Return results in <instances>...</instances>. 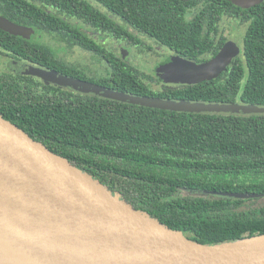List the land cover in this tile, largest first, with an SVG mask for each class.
<instances>
[{
    "label": "trees",
    "instance_id": "trees-1",
    "mask_svg": "<svg viewBox=\"0 0 264 264\" xmlns=\"http://www.w3.org/2000/svg\"><path fill=\"white\" fill-rule=\"evenodd\" d=\"M0 14L60 42L64 54L90 56L97 68L79 67L34 35L0 29L2 57L135 95L264 107V1L243 9L228 0H0ZM236 31L240 55L219 77L191 85H164L156 65L140 69L116 48L127 44L145 56L160 46L201 63ZM0 113L194 241L264 234V195L201 194H264V113L146 107L13 69L0 74Z\"/></svg>",
    "mask_w": 264,
    "mask_h": 264
},
{
    "label": "water",
    "instance_id": "water-1",
    "mask_svg": "<svg viewBox=\"0 0 264 264\" xmlns=\"http://www.w3.org/2000/svg\"><path fill=\"white\" fill-rule=\"evenodd\" d=\"M248 9L264 0H228ZM0 29L25 39L35 33L0 14ZM126 49H121L125 59ZM241 53L227 41L198 63L173 56L156 74L166 84H197L219 77ZM20 71L73 90L146 107L179 112L249 115L255 104L218 103L135 95L30 64ZM238 198L259 193L201 192ZM264 234L204 244L187 237L68 158L35 140L0 113V264H264Z\"/></svg>",
    "mask_w": 264,
    "mask_h": 264
},
{
    "label": "rangeland",
    "instance_id": "rangeland-1",
    "mask_svg": "<svg viewBox=\"0 0 264 264\" xmlns=\"http://www.w3.org/2000/svg\"><path fill=\"white\" fill-rule=\"evenodd\" d=\"M228 35V33H227ZM234 36V40H236L238 43L241 42L242 40V35L240 34V32L236 31L233 33ZM38 40L40 41H46L47 43H50L52 47L56 48L59 53H61V55H63L64 57H66L67 60L74 62L76 64H78L79 67L81 68H88V69H93L97 68V66L93 63L95 62L94 60H91L90 56L87 55H80L79 51L74 49L71 52H69L68 54H64L63 50H62V44L58 41L55 42V40H52L50 38H48L47 36H39ZM116 48L118 50H121L122 48L126 49V53H125V58L130 60L131 63L137 64L140 66V69L146 68V65H155L160 58L163 59V55H165L167 58L169 57V55H171V53L169 51H167L165 48L160 47V46H156L154 51L152 53H150V55H143L140 53V51H137V49H130L129 45H123L121 43L116 44ZM137 51V52H135ZM79 52V53H78ZM63 53V54H62ZM2 64H4V61L1 60L0 61V65L2 66ZM10 67V64H9Z\"/></svg>",
    "mask_w": 264,
    "mask_h": 264
},
{
    "label": "flooded vegetation",
    "instance_id": "flooded-vegetation-1",
    "mask_svg": "<svg viewBox=\"0 0 264 264\" xmlns=\"http://www.w3.org/2000/svg\"><path fill=\"white\" fill-rule=\"evenodd\" d=\"M35 34V33H34ZM33 34V35H34ZM33 35H32V37L31 38H33ZM42 34H36V35H34V36H36V41H40V40H38V37L39 36H41ZM43 36V35H42ZM131 49V48H130ZM67 53V52H66ZM171 57H172V55H169V57L167 58L165 55H163V59L161 60L162 62H157L155 65H156V69H157V67L159 66V65H161V64H164V63H166V62H168V61H170L171 60ZM126 59V58H125ZM1 60H3L4 61V64H2V66L0 65V74H2V73H5L6 71L7 72H10L11 71V69H13V72H14V74H21V73H25V72H22V71H20V69H19V66L20 65H22V64H30V63H26V62H18V61H15V60H13V59H8V58H6V57H2L1 55H0V61ZM129 62H130V60H129ZM9 64H10V67H9ZM30 65H33V66H36V67H40V66H38V65H35V64H30ZM41 68H43V67H41ZM44 69H46V68H44ZM156 69H155V73H156ZM50 70V69H49ZM15 72H17V73H15ZM26 74H28V75H31V76H33V77H35V79L36 80H38V81H40V82H45V79L44 78H41V77H39V76H36V75H32V74H29V73H26ZM67 75V74H66ZM157 75V74H156ZM70 76V75H69ZM158 76V75H157ZM159 77V76H158ZM76 78V77H75ZM162 80V79H161ZM47 81V80H46ZM87 81V80H86ZM53 82H51V84H52ZM162 84H164V85H168V86H172V85H175V84H166V83H164L163 81H162Z\"/></svg>",
    "mask_w": 264,
    "mask_h": 264
},
{
    "label": "bare ground",
    "instance_id": "bare-ground-1",
    "mask_svg": "<svg viewBox=\"0 0 264 264\" xmlns=\"http://www.w3.org/2000/svg\"><path fill=\"white\" fill-rule=\"evenodd\" d=\"M255 241H256V242H260V243H264V237H262V238H257Z\"/></svg>",
    "mask_w": 264,
    "mask_h": 264
}]
</instances>
